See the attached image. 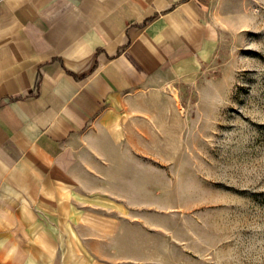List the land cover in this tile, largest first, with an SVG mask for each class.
I'll list each match as a JSON object with an SVG mask.
<instances>
[{"label":"rangeland","instance_id":"374dc122","mask_svg":"<svg viewBox=\"0 0 264 264\" xmlns=\"http://www.w3.org/2000/svg\"><path fill=\"white\" fill-rule=\"evenodd\" d=\"M214 14L208 60L164 70L83 137L67 227L35 264H264V0Z\"/></svg>","mask_w":264,"mask_h":264},{"label":"crops","instance_id":"0c3cea01","mask_svg":"<svg viewBox=\"0 0 264 264\" xmlns=\"http://www.w3.org/2000/svg\"><path fill=\"white\" fill-rule=\"evenodd\" d=\"M215 2L0 0V264L60 242L83 137L164 70L210 58Z\"/></svg>","mask_w":264,"mask_h":264}]
</instances>
